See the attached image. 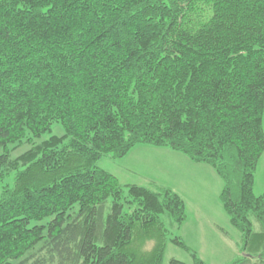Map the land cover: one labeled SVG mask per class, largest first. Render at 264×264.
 I'll list each match as a JSON object with an SVG mask.
<instances>
[{"label": "trees", "instance_id": "16d2710c", "mask_svg": "<svg viewBox=\"0 0 264 264\" xmlns=\"http://www.w3.org/2000/svg\"><path fill=\"white\" fill-rule=\"evenodd\" d=\"M263 114L264 0H0V264L188 250L179 193L97 165L141 145L211 166L242 236L230 264H264Z\"/></svg>", "mask_w": 264, "mask_h": 264}, {"label": "rangeland", "instance_id": "374dc122", "mask_svg": "<svg viewBox=\"0 0 264 264\" xmlns=\"http://www.w3.org/2000/svg\"><path fill=\"white\" fill-rule=\"evenodd\" d=\"M63 134L64 130L62 126L54 124L52 132L45 134L41 140L48 139L51 135L61 136ZM142 146L145 145H141L140 147ZM29 148V145L23 144L13 149L12 157L19 156ZM129 154V156L127 155V161L102 158L98 161L97 165L106 171L116 173L117 170H121L122 166L131 164L134 167L133 173L126 174L125 176L134 182H142L144 178L148 177L143 164L146 161H151V158L134 149ZM207 167H209L210 173L205 171L206 175L202 174L200 170L190 175L192 178H196L197 181L188 175L189 169H185L184 171L178 170V174L171 171L164 173L162 176L167 184L178 188L185 196L182 197L186 202L187 218L182 228L178 230L173 229V235L181 237L182 241L188 246V250H186L169 242L165 249L163 264H170L171 260L174 259L183 264H195L194 255L206 264H230L240 256L241 233L232 226L230 218L220 201V194L224 187L223 180L211 166L207 165ZM119 178L122 180L123 177L119 176ZM7 182H11V179L7 178ZM122 183L130 184L126 182ZM162 184L165 183L162 182ZM155 186L157 185L153 187ZM1 187L2 183H0V190ZM263 193L264 152L259 159L254 180V194L261 196ZM165 223L169 229H172L168 218H165Z\"/></svg>", "mask_w": 264, "mask_h": 264}, {"label": "crops", "instance_id": "0c3cea01", "mask_svg": "<svg viewBox=\"0 0 264 264\" xmlns=\"http://www.w3.org/2000/svg\"><path fill=\"white\" fill-rule=\"evenodd\" d=\"M134 150H139L140 152L146 154L148 157L151 158V161H146V163L143 164V166L145 167L144 170H146V174L148 175V177L144 178L142 182H134L133 180H129L130 178H128L125 175L132 174L134 167L133 165L128 164V165L122 166L121 170H117L116 173L112 172V174L117 176V178L121 182H126L130 184H138L141 186H149V187H152L154 185L165 186V187H169L173 189L174 191L179 193L181 196L185 197L182 194V192L179 191L178 188L172 187L164 181V178L162 177L164 173H168L172 171L178 174V170L184 171L185 169H189V172H188L189 176L194 174V172L198 170H200V172L205 175H206L205 171L210 173V169L209 167H207V165L200 164V163H193L186 156L182 155L181 153L170 150L168 148H158V147H152V146L145 145L142 147L137 146L134 148ZM128 156L122 158V160L127 161ZM119 176L123 177L122 180L119 178ZM192 179L197 181L196 178H192ZM162 182L165 184H162ZM152 183L154 184L152 185ZM145 184H150V185H145Z\"/></svg>", "mask_w": 264, "mask_h": 264}]
</instances>
